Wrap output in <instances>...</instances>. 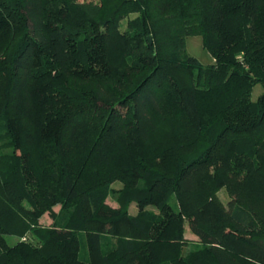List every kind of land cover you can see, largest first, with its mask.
<instances>
[{"label": "trees", "instance_id": "trees-1", "mask_svg": "<svg viewBox=\"0 0 264 264\" xmlns=\"http://www.w3.org/2000/svg\"><path fill=\"white\" fill-rule=\"evenodd\" d=\"M258 83L264 0H0V264H264Z\"/></svg>", "mask_w": 264, "mask_h": 264}, {"label": "rangeland", "instance_id": "rangeland-1", "mask_svg": "<svg viewBox=\"0 0 264 264\" xmlns=\"http://www.w3.org/2000/svg\"><path fill=\"white\" fill-rule=\"evenodd\" d=\"M122 24L124 26V24H125L124 21L122 22ZM185 46H186L187 53L191 56L198 58L203 65H209V64H212L214 62V58H213L212 54L209 52L208 49H206L204 47L203 39L200 35H189V36H187ZM263 91H264V88H263L262 84H260V83L256 84L252 90V93H251L252 99L256 100L259 97V95L263 93ZM113 185L115 188H120L122 186V183L117 181ZM217 195L220 198V200L226 206H229L231 197H230L229 192L225 188L220 189L217 192ZM109 203L112 205H116L115 195L110 196ZM56 209L59 210V207H56ZM138 211H139L138 203L132 202L130 207H129V212L131 214L135 215V214H137ZM41 222L44 224H49L52 222V219L50 218V216L48 214H45L43 216ZM185 236L190 239V242H189V244L186 245L185 250L196 249L197 247L201 246L200 243L196 239H193L194 235L192 234L189 225L186 226ZM25 239H26L25 237L22 238V240H25ZM114 242H115L114 239L113 240L111 239L109 241L110 244H112Z\"/></svg>", "mask_w": 264, "mask_h": 264}, {"label": "water", "instance_id": "water-1", "mask_svg": "<svg viewBox=\"0 0 264 264\" xmlns=\"http://www.w3.org/2000/svg\"><path fill=\"white\" fill-rule=\"evenodd\" d=\"M149 39L152 41V38L151 37H149Z\"/></svg>", "mask_w": 264, "mask_h": 264}]
</instances>
